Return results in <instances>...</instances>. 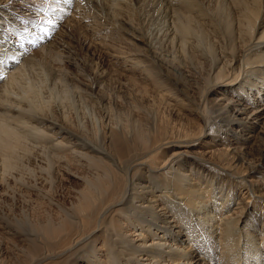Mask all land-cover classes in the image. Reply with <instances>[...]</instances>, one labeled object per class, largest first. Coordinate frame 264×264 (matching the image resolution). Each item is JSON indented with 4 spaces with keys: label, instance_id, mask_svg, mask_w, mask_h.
I'll return each mask as SVG.
<instances>
[{
    "label": "bare ground",
    "instance_id": "bare-ground-1",
    "mask_svg": "<svg viewBox=\"0 0 264 264\" xmlns=\"http://www.w3.org/2000/svg\"><path fill=\"white\" fill-rule=\"evenodd\" d=\"M160 2L164 23L154 33L135 21L136 0H0V200L22 203L18 195L26 192L49 200L42 181L53 175L79 184L62 211L52 209L54 199L32 221L0 215V233L21 246L2 245L0 264L54 257L71 264H264V0L223 1L226 20L218 24L237 48L216 55L192 33L190 22L216 20L202 12V0ZM89 4L101 13H90ZM92 50L120 69L99 62L89 80L79 70ZM74 54L85 56L80 62ZM187 59L192 65L179 69ZM33 78L77 87L93 111L84 117L100 118V136L22 95L19 85ZM115 80L176 85L196 104L200 122L171 121L168 99L154 114L148 93L113 100L105 85ZM112 105L121 108L120 120ZM201 185L213 191L210 201L220 200L208 212ZM181 194L186 203L177 200Z\"/></svg>",
    "mask_w": 264,
    "mask_h": 264
},
{
    "label": "rangeland",
    "instance_id": "rangeland-1",
    "mask_svg": "<svg viewBox=\"0 0 264 264\" xmlns=\"http://www.w3.org/2000/svg\"><path fill=\"white\" fill-rule=\"evenodd\" d=\"M136 1H137V3H135L136 5L134 6L136 8L135 14H134L135 21L139 22L138 25L140 27H142L145 31L155 33L156 31H158L163 26V23H164L163 13L164 12H162L163 11L162 7H164V6H162L160 0H136ZM223 1L225 2V0L219 1L222 4L221 3L219 4L218 0H202V2H201V6L203 8L202 12L213 14L216 20L210 21L209 24L208 23L203 24V25L200 24V25H196V26H195V24H193V22H190V25L191 26L193 25V27H192L193 31L195 30L194 32H192V33H194L193 35H195V40H196L195 42L197 43L200 41L201 43L200 42L199 43L201 46L204 45L203 47H205V48L208 47L207 49L210 50L212 52V54H215V55L217 53H219L218 49H220V51L221 50L223 51V50H227L226 48H228V47H229L228 49H232L233 47H234L233 49L237 48V43L235 41H234L235 42L234 43L233 40H230L231 37L229 36V34L226 33L224 28H221L220 25L218 24V22L221 24H224V22L226 20L224 18L222 20V17H220L221 16V14H220L221 9L223 7H225V3L223 4ZM261 2L263 3V0H261ZM213 5H215V6H213ZM227 5L228 4L226 2V7H227ZM15 9H17V8H14V10ZM23 9H25V8H23ZM19 10L20 9H18V11ZM94 11L101 13V8H97L94 5L89 4V12L93 13ZM214 11L216 12V14ZM12 12H15V11H12ZM22 12H27V11L24 10ZM217 13L219 15H217ZM141 17H143V18H141ZM229 18L231 21H233L232 16H230ZM219 19H221V22L217 21ZM161 22H163V23H161ZM211 23H212V26L210 25ZM217 27H218V29H217ZM201 29H202V31H201ZM206 30L208 33L206 32ZM222 31H223V33H222ZM260 31H262V29ZM218 32H219V35H218ZM205 34H206V36L208 35L207 36L208 38L205 36ZM209 34H212V35H209ZM220 34H221V36H220ZM210 36H212V39ZM214 36H216V37L214 38ZM226 36H228V37H226ZM79 38L82 39L81 33H79ZM198 38H199V40H198ZM227 38H229V39H227ZM213 39H215V41H212ZM216 39H218V40L216 41ZM156 40H158V39H156ZM228 41H232V43L228 42ZM226 42L230 43L231 45L230 44L228 45V43H226ZM216 46H220V47L216 48ZM83 51L86 52V50H83ZM88 51H89V49H88ZM215 51H216V53H215ZM91 52H88V56H87L88 60L82 62L81 69L79 70V71H81L83 69L81 73L87 74V77L89 80L91 79L90 70L92 68L96 69V67H98L99 66L98 64H100V63L107 70H109L111 68L110 70L112 71L113 69H115L114 67H117L118 69H120V67L118 65L111 64L109 62L108 55L102 54L101 58H100L98 51H96L97 53L93 52V50ZM162 52H163V47H162ZM168 54H169V57L174 55V53H172V52H170ZM82 55L85 56L84 54H82ZM82 55L74 54L73 56L81 62L82 58H83V57H81ZM176 57H177V55H176ZM190 62L191 61L189 59L184 60V61H180L177 63V66H179V69L188 68V66L192 65V63H190ZM181 64H182V66H181ZM194 64L197 65L196 62H194ZM208 66H209L208 63H206L205 68L207 69ZM106 67H108V68H106ZM46 68H48V67L46 66ZM29 82H31V83H29ZM32 82H34V83L32 84ZM112 83L113 82H111V84ZM24 84L25 85H19L21 87L22 95L32 99L33 103L37 104L40 109H44L46 111L47 110L53 111V112L55 111V113L58 114L59 117L65 118L72 125L82 126V127L86 128L87 130H89V134L92 136H94V135L100 136V134H101L100 118L97 115H94L92 118L84 117L85 116V114H84L85 110L87 112V115H91L93 113V111L90 109V107H86L87 106L86 105V96H85V94L81 93L77 87H75L71 84L70 85H68V84L67 85H60V84L59 85H42L40 81L38 82L37 78H33L30 81L28 80ZM114 84H117L116 80L114 81L113 85H105V93L108 95H111L113 97V100H119L120 101L122 97H127V98L132 97L133 100L134 99L136 100L137 95H142V94L148 93V96L150 98H151V95H155V105L153 106L154 114H156V112H157V107L161 103H163L164 101H167V99H168L169 101H172V105L169 106V108L164 112V114L169 116V119L171 121L192 120L195 122H200V114H199V110H198L196 104H194L190 99L186 98L180 92L178 86H176V85H149L148 83H146L147 85H114ZM130 90L132 91L133 94L131 93ZM170 91H172L173 93H170ZM78 93H79V95H78ZM111 110H112L114 121H116V118H117V120H120L122 118V117H120L121 116L120 113H123L121 111V108L118 109L112 105ZM158 116H160V115L158 114ZM118 117L120 119H118ZM93 127H94V129H93ZM211 139L213 140V137H209V138L205 139L204 141L206 143L212 144L214 141H212V143H211ZM218 139H220L219 136L215 140H218ZM40 176H42V174H40L39 177ZM52 179H51L52 182L50 181L51 183H46L45 181H42V184L44 186L43 188L45 190H48V199L49 200L41 199L40 197H37L36 194L29 193V192L22 194V196L18 195L19 197H22V199H23L22 203L19 202L20 204L19 203H17V204L13 203V201L10 200V198H9V200L3 199V200H0V215L3 214L2 216L10 218L11 220L23 221L25 219L27 221H32L34 216H36V214L40 212L39 208H41V209L50 208L51 205H50L49 201H54V199H55L54 202L56 203V207L52 206L53 210H55V211L61 210L62 211V209H65L66 206L70 205V203L75 200L74 196L76 195V193H75L74 189L79 188V184H77L76 182H73V181H72V184H71V182H70V184H68L66 181H62V183H61L60 181H58V179H56L54 177V175H53ZM260 183L262 184V182H260ZM213 184L216 187H218L219 182L213 181ZM220 186H222V183L220 184ZM201 188H202L201 190L206 191L205 192L207 195L206 198L209 199V202L206 203L207 208H208L207 212H208L211 209L210 205L212 204L213 206L214 205L216 206V205H218V202H220V200L219 201H213V200L210 201V197H211V195H213V191L206 189V187L204 185H201ZM163 191H166V190H163ZM167 194H169V193H167ZM215 195H216V190H215ZM24 197H26L27 199H30V202H28V201H27L28 203L25 202ZM183 197H184V195L181 194L179 196V198H177V200L179 202L186 203V200H183ZM27 199H25V200H27ZM253 200H254V197H251V198L248 197L246 199V201H249L250 204L253 203ZM17 205L19 207H17ZM197 205H199L200 208H202V206H205V205H202V203H198V202H197ZM226 208H227V205L226 206L223 205L222 206V209H223L222 212H224L226 210ZM33 214H34V216H33ZM252 226L253 225H251V223L246 222V224H242L241 227H244L245 230L249 231L252 229ZM234 236H236V233L233 234V238H234ZM250 239H251V237H250ZM241 242H242V237H241ZM241 242L235 243V249H237V247L241 246ZM17 243L18 242H16L15 239L10 238L8 236V234H6L4 232L2 234L0 233V247L2 245H3V247L8 246L7 248H9V247H11V248L12 247H21L20 245L18 246ZM98 244L101 245L100 243H98ZM98 244H97V246H98ZM100 248L102 250H104L105 247H100ZM85 249L88 250L89 247L86 246ZM11 250H13V249H11ZM91 256L92 255L86 251V257L88 258ZM81 263L82 262H80V261L76 262V264H81ZM84 263H86V262L84 261ZM45 264H71V261L67 260L65 258L54 257L53 259H50L48 263H45Z\"/></svg>",
    "mask_w": 264,
    "mask_h": 264
},
{
    "label": "snow or ice",
    "instance_id": "snow-or-ice-1",
    "mask_svg": "<svg viewBox=\"0 0 264 264\" xmlns=\"http://www.w3.org/2000/svg\"><path fill=\"white\" fill-rule=\"evenodd\" d=\"M49 4L59 5L60 3H72V0H46ZM30 22V21H28ZM6 56V53H5ZM6 63V59L0 58V64Z\"/></svg>",
    "mask_w": 264,
    "mask_h": 264
}]
</instances>
